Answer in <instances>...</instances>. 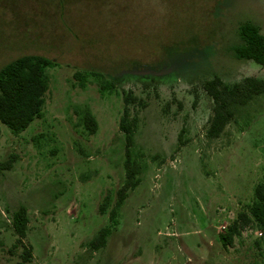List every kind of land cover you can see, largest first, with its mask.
I'll return each mask as SVG.
<instances>
[{"label":"rangeland","instance_id":"obj_1","mask_svg":"<svg viewBox=\"0 0 264 264\" xmlns=\"http://www.w3.org/2000/svg\"><path fill=\"white\" fill-rule=\"evenodd\" d=\"M243 21L264 34V0H0V67L22 54L55 60L41 117L17 134L0 124V162L14 155L0 170V264H264L254 225L227 246L219 240L264 181V94L236 106L217 137L205 135L204 81L264 82V62L231 53ZM105 81L112 87L100 88ZM125 94L136 98L129 154L139 182L110 222L124 180ZM19 206L28 261L13 246ZM103 226L104 246L90 249Z\"/></svg>","mask_w":264,"mask_h":264},{"label":"trees","instance_id":"obj_2","mask_svg":"<svg viewBox=\"0 0 264 264\" xmlns=\"http://www.w3.org/2000/svg\"><path fill=\"white\" fill-rule=\"evenodd\" d=\"M239 42L231 47V53L237 60H253L258 64L264 62V34L260 33L257 25L243 21L237 26ZM55 64V60L41 54H22L10 59L0 67V124L4 125L11 133L23 131L31 121L42 115L44 93L47 89L45 69ZM80 87L84 86V75L80 72L73 74ZM112 87V83L105 81L100 85L102 89ZM203 90L212 101V115L208 120L205 131L207 137H217L233 117L234 108L244 105L252 97L264 94V82L252 76L243 77L239 82L225 85L218 76L204 81ZM123 108L119 118L118 128L124 135V180L116 190V201L110 210L108 220L114 221L116 209L122 203L129 190L139 182V167L131 160L129 148L132 136L137 125L136 115L128 111V105L133 104L135 96L125 94L122 98ZM80 121L84 129L92 134L97 123L88 108L80 112ZM178 144L182 145L180 134L177 136ZM14 155L0 162V170L11 167ZM252 200L245 208L238 211L235 218L219 234L223 246L231 244L235 235L248 226L254 225L264 233V181L258 182L253 187ZM99 210L104 211V202L99 205ZM27 215L23 206H19L10 218V225L15 235L13 246L20 245V257L28 261L31 257L30 246H25L22 239L26 235ZM109 227H101L88 241L87 246L96 250L104 246Z\"/></svg>","mask_w":264,"mask_h":264},{"label":"built area","instance_id":"obj_3","mask_svg":"<svg viewBox=\"0 0 264 264\" xmlns=\"http://www.w3.org/2000/svg\"><path fill=\"white\" fill-rule=\"evenodd\" d=\"M262 234L261 230L256 231V235L260 236Z\"/></svg>","mask_w":264,"mask_h":264}]
</instances>
